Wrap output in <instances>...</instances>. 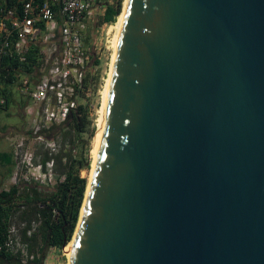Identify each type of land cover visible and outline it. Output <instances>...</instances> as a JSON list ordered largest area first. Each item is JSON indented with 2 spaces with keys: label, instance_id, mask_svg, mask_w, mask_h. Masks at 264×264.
Returning a JSON list of instances; mask_svg holds the SVG:
<instances>
[{
  "label": "water",
  "instance_id": "95a60500",
  "mask_svg": "<svg viewBox=\"0 0 264 264\" xmlns=\"http://www.w3.org/2000/svg\"><path fill=\"white\" fill-rule=\"evenodd\" d=\"M68 264H264V0H127Z\"/></svg>",
  "mask_w": 264,
  "mask_h": 264
},
{
  "label": "built area",
  "instance_id": "2783aa9c",
  "mask_svg": "<svg viewBox=\"0 0 264 264\" xmlns=\"http://www.w3.org/2000/svg\"><path fill=\"white\" fill-rule=\"evenodd\" d=\"M122 1L19 0L18 7L0 5V57L26 63L34 48L29 70L18 71L13 85L25 98L22 114L29 116L28 132L35 140L43 141L42 131L76 112L78 96L86 94L91 51L100 44L107 49L112 32L113 22H103V12L118 5L121 10Z\"/></svg>",
  "mask_w": 264,
  "mask_h": 264
},
{
  "label": "trees",
  "instance_id": "16d2710c",
  "mask_svg": "<svg viewBox=\"0 0 264 264\" xmlns=\"http://www.w3.org/2000/svg\"><path fill=\"white\" fill-rule=\"evenodd\" d=\"M0 5L5 9L12 6L18 7L19 0H0ZM121 10L119 5L115 9L106 8L102 21L114 23L115 17L117 18ZM33 50L34 48L31 47L28 51L26 63H19L13 57H0V100H2L0 110H6L10 103L11 96L6 86L15 81L18 71L29 70L30 63L34 60L32 59ZM93 63H97L95 59ZM85 114L83 108L79 106L76 112L70 113L63 123L42 131L43 143L53 142L57 136L64 140L71 130L75 133L81 132ZM28 134L30 135L29 132ZM48 162L55 175L52 185L27 186L22 196L17 195L21 185H13L8 191L0 190V264H42L44 254L40 249L41 246L62 248L71 240L85 186L87 187L89 180L81 176V171L88 170L89 158L85 155H72V151L61 148L55 153L47 149L41 152L37 163L40 171L46 170L45 166ZM0 164L13 166L12 155L0 153ZM15 200H19L20 204H16ZM14 216L23 223V227L18 232L20 242L25 249L24 259L21 258L19 251L13 253L8 247L11 233L10 220ZM34 223H38L40 233L38 239L35 234L29 232Z\"/></svg>",
  "mask_w": 264,
  "mask_h": 264
},
{
  "label": "rangeland",
  "instance_id": "374dc122",
  "mask_svg": "<svg viewBox=\"0 0 264 264\" xmlns=\"http://www.w3.org/2000/svg\"><path fill=\"white\" fill-rule=\"evenodd\" d=\"M111 51L110 35L107 49L100 44L91 51L92 59L84 80L86 94H81L77 98L79 106L83 108L86 116L81 124V132L75 133L71 130L64 140L57 136L53 142L48 144L43 143L41 140H35L31 134L29 135V116L27 114L23 115L21 109L25 98L17 93L13 82L6 86L11 97L7 109L0 110V137H5L9 143L13 166L9 168L8 174L0 179V190L8 191L13 185H21L18 188L17 195L22 196L27 186L33 187L36 184L52 185L55 175L51 171L50 162L46 164L44 172L40 171L37 165L41 152L47 149L51 153H55L61 148L65 151H72V155H85L88 157L89 168L86 171H81V176L86 177V180L89 179L88 173L91 171L93 137L96 132L97 118L102 103V91L109 70ZM94 59L97 62L96 64L93 63ZM19 200H15L18 205L20 204ZM16 216L10 220L9 229L11 233L8 247L13 253L19 251L21 258L24 259L25 249L20 242L18 232L23 227V223L19 222ZM29 232L30 234H35L38 239L40 236L38 223L32 224ZM69 242L66 244L65 249H67ZM63 247L41 246L40 249L44 254L42 264H67L68 259Z\"/></svg>",
  "mask_w": 264,
  "mask_h": 264
},
{
  "label": "bare ground",
  "instance_id": "6f19581e",
  "mask_svg": "<svg viewBox=\"0 0 264 264\" xmlns=\"http://www.w3.org/2000/svg\"><path fill=\"white\" fill-rule=\"evenodd\" d=\"M126 2H127V0H123V6H122L121 13L117 16L115 22L112 23L110 25V27H109V30L112 31V33L110 34V47H111V50H112L111 51V59H110V64H109V70H108L107 78L105 80L104 88H103V91H102V103H101V106H100V109H99V115H98V118H97L96 132H95V135L93 137L91 170H92L93 165H94V156H95V153H96V149H97V146H98V143H99V139H100V136H101V132H102V128H103L104 105H105V100H106V96H107L109 75H110V70H111L114 50H115V44H116V40H117V37H118L120 25H121V22H122V18H123V13H124V9H125V6H126ZM90 173H91V171H90ZM89 177H90V175H89ZM71 242L72 241H70L69 244L67 245V249H65L66 245L63 247L64 251L66 253L67 259H69Z\"/></svg>",
  "mask_w": 264,
  "mask_h": 264
},
{
  "label": "crops",
  "instance_id": "0c3cea01",
  "mask_svg": "<svg viewBox=\"0 0 264 264\" xmlns=\"http://www.w3.org/2000/svg\"><path fill=\"white\" fill-rule=\"evenodd\" d=\"M8 126H12V125H8ZM8 126H6V127H8ZM6 127H5V129H6ZM8 145H9V143L7 142V139L5 137H0V153L11 154L10 148ZM9 168H10L9 166L0 164V179L4 178L5 175L8 174Z\"/></svg>",
  "mask_w": 264,
  "mask_h": 264
}]
</instances>
